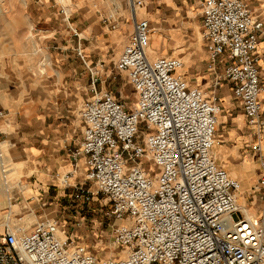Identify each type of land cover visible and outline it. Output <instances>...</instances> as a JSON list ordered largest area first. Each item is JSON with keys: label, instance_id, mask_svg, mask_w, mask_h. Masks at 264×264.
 I'll list each match as a JSON object with an SVG mask.
<instances>
[{"label": "built area", "instance_id": "1", "mask_svg": "<svg viewBox=\"0 0 264 264\" xmlns=\"http://www.w3.org/2000/svg\"><path fill=\"white\" fill-rule=\"evenodd\" d=\"M197 1L213 75L209 86L225 85L237 102L258 159L261 173L249 205L238 207L240 185L213 155L222 112L217 97L185 78L180 58H148L152 28L137 15L142 1L126 0L130 40L108 65L86 56L84 38L61 7L62 20L77 39L75 56L88 71L91 96L79 113L80 140L68 150L70 169L55 172L53 186L72 188L75 205L67 208L76 214L98 202L101 217L112 222L118 256L97 257L65 231L56 214L29 230L5 221L0 264H264V86L257 52L264 20L244 0ZM100 21L109 30L118 28L110 14L100 15ZM116 75L131 88L130 106L120 91L97 89ZM8 169L0 152V170ZM80 170L83 179L70 183ZM14 187L21 196L25 192L20 182Z\"/></svg>", "mask_w": 264, "mask_h": 264}, {"label": "rangeland", "instance_id": "2", "mask_svg": "<svg viewBox=\"0 0 264 264\" xmlns=\"http://www.w3.org/2000/svg\"><path fill=\"white\" fill-rule=\"evenodd\" d=\"M141 1L142 6L139 11L137 10V15L149 20L152 28L146 49L148 58L154 59L161 55L180 58L184 66L182 72L192 85L196 84L209 96L217 97L220 106H229L228 100L233 104L224 85L216 90L209 86L212 75L206 69L207 56L198 22V1ZM246 1L257 16L264 18V4L257 3L263 0ZM61 7L67 10V14L68 12L74 13L75 19L72 17L71 21L85 14L97 20L99 11L105 12L106 15L110 14L115 19L117 17L129 19L126 0H0V112L3 113L0 116V152L5 156L9 168L5 173L0 170V188L2 187L0 191V232L7 220L11 224H21L24 228L31 229L43 217V210L47 207V205L45 208L40 207L41 201L37 189L41 186L49 187V190H45L47 194L43 198H46L45 202H53V211H56L65 231L73 237H77L78 241L83 242L97 257H117L118 249L112 242L110 227L112 222L107 219L106 215L105 217L103 215L104 218L101 217L98 211V202L91 205V211L76 214L74 208H67L69 204L75 205L70 200L72 199L70 197L71 187L63 190L47 186L51 181V176L47 179L39 176V184L38 182L34 183L33 177L28 180L26 177L34 171L28 169L25 172L23 167L16 163L11 156L10 148L14 137H16L13 130L16 118L18 119L22 112V106L25 103H38L41 100V81L48 77L46 75L55 78L56 70H52L55 62L51 58L55 49L49 39L55 29L53 36L59 38V25L63 24L62 16L59 14ZM128 25H131L130 22ZM156 38L158 43H155ZM53 45L56 46V44ZM81 45L84 50L88 48L85 53H90L88 55L93 62L102 60L106 65L115 61L121 52V50L112 52L111 49L108 51L103 49L100 54H97L96 48L93 46L94 42L84 39L81 40ZM45 57H49V64ZM74 61L80 67L79 62L76 59ZM67 76L70 77V75ZM262 76L264 81V68ZM97 89H107L113 93L118 89L128 106L132 103L131 88L122 75L101 81ZM54 91H50V93ZM118 95L119 92L116 93V96ZM90 96L91 94L87 98ZM79 101L73 110V118L78 120L83 100L80 98ZM36 112L38 110L34 109L32 117ZM39 112H43V109H40ZM230 114L229 116V113L223 110L218 115L216 136L223 132L228 133L223 137L226 139L224 143H215L213 154L215 156L217 149V164L223 167L231 178L238 181L240 185L239 201L248 206V194H250L251 187L256 183L261 171L257 157L245 146L243 140L241 141L240 136L244 126L239 123V121L243 122L240 110L235 107L230 111ZM11 115L16 117L11 119ZM8 122L9 124H7ZM223 123L225 124L223 125ZM69 169L70 166L60 168L59 172L64 173ZM19 179L23 183L30 184L22 196L14 187ZM82 179L83 170H80L78 179L71 180L70 183L73 184ZM4 180L7 182V188L3 183ZM29 195L34 196V199L25 200ZM8 197L12 198L10 203ZM233 218L235 219L236 216L233 215Z\"/></svg>", "mask_w": 264, "mask_h": 264}, {"label": "crops", "instance_id": "3", "mask_svg": "<svg viewBox=\"0 0 264 264\" xmlns=\"http://www.w3.org/2000/svg\"><path fill=\"white\" fill-rule=\"evenodd\" d=\"M244 1L248 4L246 0ZM257 3L264 4V0ZM36 12L40 13L39 11ZM69 15L71 25L79 30L81 36L84 35V40L94 42L93 46H95V52L97 54H100L103 49H106L107 51L111 49L112 52L122 50L123 46L130 40L132 27H130L131 25H128V23L130 22L128 18L125 19L124 17H117L115 20L117 22L118 28L116 30H109L105 26H103L100 21V15H106L105 12L99 11V19L97 20H94L88 14L78 16L76 20H74L75 18L73 12L69 13ZM72 17L74 18L73 21H71ZM261 18L264 20L263 17ZM198 22L200 25V6L198 11ZM55 31L56 29L51 34V39H49V42H51L52 46L55 49V52L51 54V58L56 64H54V68H52V70H56L54 76L55 78L46 75L48 77L41 81V100L38 103H25L22 106V112L20 114V117L18 119L16 118V125L14 126L13 130V133H16V137H14V142L10 148L12 159L16 163L20 164L25 172L28 169L34 171L32 174L26 177L28 180L33 177V179H35L34 183L38 182L39 184V176H42L46 179L50 178L51 176V181L47 186L52 187H54L52 175L55 172H58L60 168H66L67 166H70L69 163L71 161L70 157L68 156V150L75 148L81 137L82 121L79 114L80 111L78 113V120L77 118H73V110L79 104L80 98L84 103L88 99L87 96L90 94L88 71L74 53L77 39L73 37L68 31L67 23H65L64 21L63 24L59 25V31L57 30L59 32V38H55L53 36V34H55ZM53 44H56V46H54ZM85 50H88V48H85ZM257 52L260 56L259 65L262 73L264 68V40L260 41ZM88 54H86V56L89 57ZM74 59L79 62L81 68L76 65ZM206 69L212 75L211 71L208 68V64ZM67 75H70V77ZM185 78L190 82V80L186 76ZM262 84L264 86L263 76ZM225 89L229 93L230 99L231 101H233V104H231V102H229L228 100L229 106L225 107L221 105L222 111L225 110V112L229 113L230 116V111L233 108L237 107L240 110L243 119V115L239 105L234 99H232L230 92L228 91L226 86ZM117 90H114V93L117 92ZM50 91H54V95H52L53 93H50ZM44 93H46L47 95H45ZM261 99L264 116V95H262ZM34 109L38 110V112H36L35 116L32 117V112H34ZM40 109H43V112H39ZM10 117L12 119L16 116L14 117L13 115H11ZM225 123H223V125ZM239 123L240 125L242 124L244 126V128L241 127L243 128L242 135L240 136L241 141L243 140L245 146L250 149L252 142L245 126L244 119L243 122L239 121ZM7 124H9V122ZM226 133L228 132H223L216 136V143H224L226 139H223V137ZM216 156L217 149L215 150V159ZM18 182L25 186L26 192L30 184L25 182L23 183L21 179H19L17 183ZM5 188H7V186ZM41 190L43 191L42 193L40 192ZM45 190H49V187L41 186L37 189L38 195L40 197L39 200L41 201V203L45 204L43 208H45L47 205L46 209L43 210V217H47L48 215L52 217L56 215V211H53L52 201L45 202L46 198H43L47 194V191Z\"/></svg>", "mask_w": 264, "mask_h": 264}, {"label": "bare ground", "instance_id": "4", "mask_svg": "<svg viewBox=\"0 0 264 264\" xmlns=\"http://www.w3.org/2000/svg\"><path fill=\"white\" fill-rule=\"evenodd\" d=\"M115 4H116V3H115ZM138 11H139V9H138ZM157 38H158V37H157ZM157 38H156V39H157ZM156 39H155V43L158 41V39H157V40H156ZM152 43H153V42H152ZM157 43H158V42H157ZM152 46H156V45H152ZM45 59H46V62L49 64V62H50V61H49V57H45ZM3 183H4L5 186H8V185H7V182H6L5 180L3 181ZM1 190H2V187L0 188V191H1ZM244 206H245L244 203H243V202H240V201H239V198H238V207H239L241 210H245V207H244Z\"/></svg>", "mask_w": 264, "mask_h": 264}]
</instances>
